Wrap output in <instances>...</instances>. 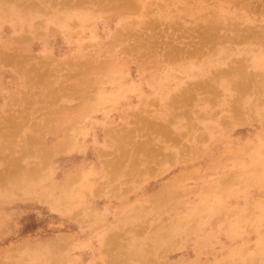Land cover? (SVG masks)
<instances>
[{
  "label": "rangeland",
  "instance_id": "1",
  "mask_svg": "<svg viewBox=\"0 0 264 264\" xmlns=\"http://www.w3.org/2000/svg\"><path fill=\"white\" fill-rule=\"evenodd\" d=\"M263 90L264 0H0V264H264Z\"/></svg>",
  "mask_w": 264,
  "mask_h": 264
},
{
  "label": "bare ground",
  "instance_id": "2",
  "mask_svg": "<svg viewBox=\"0 0 264 264\" xmlns=\"http://www.w3.org/2000/svg\"><path fill=\"white\" fill-rule=\"evenodd\" d=\"M83 1H84V0H83ZM235 1H236V0H235ZM237 1H239V0H237ZM94 2H95V1H94ZM94 2H93V3H94ZM132 2H133V1H132ZM67 3L69 4V1H68ZM67 3H66V4H67ZM82 3H83V2H82ZM89 3H90V1H89ZM120 3H121V2H120ZM120 3H119V4H120ZM241 3H243V2H241ZM123 4H124V2H123ZM123 4H122V5H123ZM125 4H127V2H126ZM245 4H246V3H245ZM119 6H120V5H119ZM128 7H129V6H128ZM131 8H132V6H131ZM250 8H252V7H250ZM250 8H249V9H250ZM132 9H133V8H132ZM128 10H129V9H128ZM16 15H18V14H16ZM8 16H9V15H8ZM71 16H72L71 13H66L65 16H64L63 19H62L61 24L64 23V22L66 23V22L69 20V18H71ZM18 17L21 18V22H19V23H22V22H23V21H22L23 18H25V20H30V19H31L27 14H26V15L24 14L23 16H22V15H18ZM13 19H14V18H13ZM16 23H17V22H16ZM1 24H2V23H1ZM212 29H213V28H212ZM121 33H122V32H121ZM124 35H125V34H124ZM119 36H120V35H119ZM123 38H124V37H123ZM19 40H20V39H19ZM232 40H233V39H232ZM245 40H247V39H245ZM203 41H204V40H203ZM138 42H139V41H138ZM233 42H234V41H233ZM235 42H236V41H235ZM207 43H209V42H207ZM211 44H212V43H211ZM235 44H236V43H235ZM205 45H206V44H205ZM214 45H215V44H214ZM214 45H213V46H214ZM86 47H87V46H86ZM160 47H162V46H160ZM199 48H201V47H199ZM160 50H161V49H160ZM202 50H203V49H202ZM181 52H182V51H181ZM193 52H194V51H193ZM196 52L198 53L199 51H196ZM159 53H160V52H159ZM214 53H215V52H214ZM198 54H199V53H198ZM207 54H208V53H207ZM11 55H12V54H11ZM174 55H175V54H174ZM202 55H203V54H202ZM192 56H194V54H193ZM198 56H200V54H199ZM6 57H8V56H6ZM10 57H12V56H10ZM14 57H15V56H14ZM173 57H174V56H173ZM22 58H23V57H22ZM186 58H187V56H186ZM198 58H199V57H198ZM205 60H206V59H205ZM248 60H249V58H247V61H248ZM7 61H8V59H7ZM9 61H10V60H9ZM69 61H70V60H69ZM20 62H21V61H20ZM60 62H61V61H60ZM154 62H155V61H154ZM257 62H260V61H257ZM39 63H40V62H39ZM62 63H63V62H62ZM42 64H44V63H42ZM46 64H47V63H46ZM60 64H61V63H60ZM70 64H72V63L70 62ZM82 64H83V63H82ZM86 64L88 65V64H91V63H86ZM102 64H103V63H102ZM80 65H81V63H80ZM85 66H86V65H85ZM77 68H78V67H77ZM85 68H87V67H85ZM88 68H90V67H88ZM91 68H92V67H91ZM146 68H147V67H146ZM245 69H246V68H245ZM36 70H37V69H36ZM44 70H45V69H44ZM91 70H92V69H91ZM94 70H95V69H94ZM96 70H97V69H96ZM104 70H105V69H104ZM30 71H31V70H30ZM46 71H47V70H46ZM76 71H77V70H76ZM100 71H101V70H100ZM223 71H224V70H223ZM96 72H98V71H96ZM34 73H35V72H34ZM82 73H83V72H82ZM225 73H227V72H225ZM245 73H246V72H245ZM128 74H129V73H128ZM216 74H218V73H216ZM229 74H230V73H229ZM37 75H39V74H37ZM43 75H44V74H43ZM74 75H75V74H74ZM218 75H219V74H218ZM44 76H45V75H44ZM69 76H70V75H69ZM216 76H217V75H216ZM224 76H225V75H224ZM243 76H244V75H243ZM245 76H246V75H245ZM32 77H34V76H32ZM38 77H39V76H38ZM40 77H42V76H40ZM226 77H227V76H226ZM42 78H43V77H42ZM253 78H254V77H253ZM83 80H84V79H83ZM85 81H86V79H85ZM217 81H219V80H217ZM252 81H253V79H252ZM244 82H245V81H244ZM82 83H84V82H82ZM233 83H234V82H233ZM245 83H246V82H245ZM255 83H256V82H255ZM257 83H258V82H257ZM195 84H196V83H195ZM238 84H239V82H238ZM190 85H191V84H190ZM251 86H252V85H251ZM78 87H79V86H78ZM83 87H84V86H83ZM85 87H86V86H85ZM210 87H212V85H210ZM237 87H238V86H237ZM243 87H244V86H243ZM254 87H256V86L254 85ZM254 87H253L252 89H254ZM65 88H66V87H65ZM196 88H197V87H196ZM196 88H195V89H196ZM202 88H203V87H202ZM213 88H214V87H213ZM217 88H218V87H217ZM83 89H84V88H83ZM183 89H184V88H183ZM207 89H208V88H207ZM239 89H241V88H239ZM250 89H251V88H250ZM250 89H249V90H250ZM252 89H251V90H252ZM198 90H199V89H198ZM198 90H197V91H198ZM203 90H204V89H203ZM203 90H202V91H203ZM260 90H261V89H260ZM66 91H67V90H66ZM211 91H213V90H211ZM215 91H216V90H215ZM263 91H264V90H263ZM67 92H68V91H67ZM67 92H66V93H67ZM203 92L205 93V91H203ZM47 94H48V93H47ZM47 94H46V95H47ZM67 94H68V93H67ZM251 94H252V93H251ZM44 95H45V94H44ZM69 95H70V94H69ZM74 95H75V94H74ZM74 95H73V96H74ZM76 95H77V93H76ZM188 95H189V94H188ZM191 95H192V94H191ZM191 95H190V96H191ZM221 95H222V94H221ZM221 95H218V96L220 97ZM180 96H181V95H180ZM182 96H184V95H182ZM192 96H193V95H192ZM260 96H261V95H260ZM78 97H79V96H78ZM176 97H177V96H176ZM178 97H179V96H178ZM262 97H263V96H262ZM192 98L194 99L195 96L192 97ZM211 98L213 99V97H211ZM259 98H260V97H259ZM185 99H186V98H185ZM243 99H244V98H243ZM254 99H255V97H254ZM101 100H102V101H105V99H104L103 97L101 98ZM101 100L98 101V104H102ZM113 100L115 101V97H114V98H110V99H108L107 102H112ZM174 100H175V99H173V101H174ZM213 100H214V99H213ZM192 101H193V100H192ZM210 101H211V100H210ZM216 101H217V100H216ZM220 101H221V100H220ZM254 101H255V100H253V103H254ZM205 102H206V101H205ZM175 103H176V100H175ZM184 103H185V102H184ZM209 103H210V102H209ZM114 104H115V103H113V105H114ZM210 104H211V103H210ZM234 104H235V103H234ZM190 105H191V104H190ZM244 105H245V104H244ZM99 106H101V105H99ZM181 107H182V106H181ZM184 107H185V106H184ZM173 108H174V107H173ZM177 108H178V107H177ZM70 109L72 110V108H70ZM175 109H176V108H175ZM179 109H180V108H179ZM103 110H105V109H103ZM140 110H141V109H140ZM53 111H54V110H53ZM56 111H57V110H56ZM105 111H108V110L106 109ZM47 112H48V111H47ZM54 112H55V111H54ZM57 112H58V111H57ZM65 112H66V111H65ZM177 112H178V111H177ZM48 113H49V112H48ZM55 113H56V112H55ZM180 113H181V112H180ZM185 113H186V112H185ZM196 113H198V112H196ZM207 113H208V112H207ZM176 114H177V113H176ZM182 114H184L183 111H182ZM236 114H237V113H236ZM239 114H240V113H239ZM52 115H53V114H52ZM55 115H56V114H55ZM177 115H179V114H177ZM216 115H217V114H216ZM44 117H45V116H44ZM185 117H186V116H185ZM185 117H184V118H185ZM234 117H236V116H234ZM20 118H21V117H20ZM16 120H17V119H16ZM186 120L188 121V119H186ZM49 121H50V120H49ZM61 121H62V120H61ZM137 121H138V120H137ZM44 122H45V121H44ZM45 123H46V122H45ZM47 123H48V122H47ZM170 123H171V122H170ZM59 125H60V124H59ZM146 125H147V124H146ZM152 125H153V124H152ZM2 126H3V125H2ZM19 126H20V125H19ZM128 126H129V125H128ZM161 126H162V124H161ZM227 126H228V125H227ZM163 128H164V127H163ZM165 128H166V126H165ZM40 129H41V127H40ZM142 129H143V128H142ZM155 129H156V128H155ZM36 130H38V129H36ZM137 130H138V129H137ZM139 130H140V128H139ZM147 130H148V129H147ZM150 130H152V129H150ZM167 130H168V129H167ZM145 131H146V130H145ZM154 132H155V131H154ZM158 133H159V132H158ZM57 134H58V133H57ZM133 134H134V133H133ZM145 134H146V133H145ZM156 134H157V133H156ZM142 135H144V134H142ZM158 135H159V134H158ZM155 136H156V135H155ZM74 137H76V136H74ZM119 138H120V137H119ZM165 138H167V137H165ZM142 139H143V138H142ZM164 141H165V140H164ZM166 141H168V140L166 139ZM170 141H171V140H170ZM26 142H27V141H26ZM35 142H36V141H35ZM147 142H148V141H147ZM147 142H146V144H147ZM174 142H175V141H174ZM28 143H29V142H28ZM28 143H27V144H28ZM32 143H33V141H32ZM30 144H31V143H30ZM36 144H37V143H36ZM143 144H144V143H143ZM143 144H142V145H143ZM174 144H175V143H174ZM196 144H197V143H196ZM31 145H32V144H31ZM139 145H140V144H139ZM148 145H149V144H148ZM28 146H29V145H28ZM143 146H144V145H143ZM123 147H124V146H123ZM140 147H141V146H140ZM159 147H160V146H159ZM136 148H137V147H136ZM144 148H145V146H144ZM160 148H162V147H160ZM22 149H23V151H21L20 156L22 157V155H23V157H25V156H26V154H25V147L22 148ZM37 149H38V148H37ZM150 149H151V150L153 149V150L151 151ZM149 150L151 151V153L154 152V148H153V146L150 147ZM159 150H160V149H159ZM156 151H157V150H155V152H156ZM42 152H43V151H42ZM161 152H162V151H161ZM133 153H134V152H133ZM158 153H160V152H157V154H158ZM127 154H128V153H127ZM146 154H147V153H146ZM24 155H25V156H24ZM111 155H112V154H111ZM137 155H138V154H137ZM131 156H132V155H131ZM147 156H148V154H147ZM169 156H170V155H169ZM180 156H181V155H180ZM23 157H22V158H23ZM118 157H119V156H118ZM126 157H127V156H126ZM138 157H139V156H138ZM141 157H142V156H141ZM156 157H158V156H156ZM154 158H155V157H154ZM169 158H170V157H169ZM172 158H173V157H172ZM112 159H113V158H112ZM114 159H115V158H114ZM146 159H148V157H147ZM150 159H152V157H150ZM156 160H157V159H156ZM118 161H119V160H118ZM126 161H127V160H126ZM131 161H132V160H131ZM159 161H161V159H160ZM108 162H109V161H108ZM135 162H137V160H136ZM123 163H124V162H123ZM125 163H126V162H125ZM148 163H149V165L152 164L150 161H149ZM148 163H147V164H148ZM120 164H122V163H120ZM136 164H137V163H136ZM142 164H143V163H142ZM156 164H157V163H156ZM134 165H135V164H134ZM157 165H158V164H157ZM19 166H20V165H19ZM141 166H142V165H141ZM158 166H159V165H158ZM34 168L36 169L35 166H34ZM117 168H118V167H117ZM120 168H121V167H120ZM35 169H34V170H35ZM138 169H139V168H138ZM145 169H147V168H145ZM153 169H154V168H153ZM115 170H116V169H115ZM155 171H156V170H155ZM33 172H34V171H33ZM130 172H131V171H129V174H130ZM146 172H149V173H150V169H147ZM153 172H154V170H153ZM127 173H128V172H127ZM151 173H152V169H151ZM7 174H8V172H6L4 175H7ZM151 175H152V174H151ZM115 176H116V175H115ZM4 177H7V176H4ZM129 177H130V176H129ZM82 179H83V178H82V176L80 175V177H79V182H80ZM118 179H119V177H118ZM114 180H115V178H114ZM130 180H131V179H130ZM137 180H138V179H137ZM124 181H125V180H124ZM106 183H107V182H106ZM101 184H102V183H101ZM104 184H105V183H104ZM87 185H88V184H87ZM102 185H103V184H102ZM87 187H88V186H87ZM111 187H112V186H111ZM112 188H113V187H112ZM65 195H67V193H65ZM120 195H121V194H120ZM81 197H82V196H81ZM69 199H70V198H69ZM71 199H72V198H71ZM67 201H68V200H67ZM68 202H70V200H69ZM71 202H72V201H71ZM74 202H76V201H74ZM72 203H73V202H72ZM76 203H77V202H76ZM67 204H68V203H67ZM69 204H70V203H69ZM73 204H74V203H73ZM110 244H111V243H110ZM114 244H115V243H114ZM114 244H113V245H114ZM119 244H120V243H119ZM115 246H116V245H115ZM116 248H117V246H116ZM118 248H119V247H118ZM110 249H112V248H110ZM107 251H108V250H107ZM112 251H114V249L111 250V252H112ZM109 252H110V251H109ZM116 253H117V252H116ZM116 253H115V254H116ZM119 253H120V251H119ZM128 255H129V254H128ZM128 255H127V256H128ZM110 256H111V255H110ZM114 256H115V255H114ZM119 257H120V256H119ZM121 257H122V255H121ZM117 258H118V257H117ZM110 259H111V258H110ZM119 259H120V258H119ZM119 259H118V260H119ZM121 260H122V259H121ZM114 261H115V259H114ZM128 261H129V260H128ZM144 261H146V260H144ZM109 262H110V261H109ZM111 262H113V261H111ZM107 264H108V262H107ZM112 264H113V263H112Z\"/></svg>",
  "mask_w": 264,
  "mask_h": 264
}]
</instances>
